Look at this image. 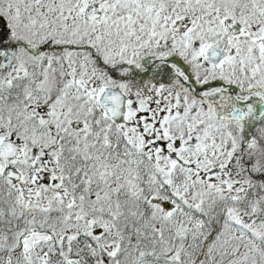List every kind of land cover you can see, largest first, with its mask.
<instances>
[{
	"label": "snow or ice",
	"instance_id": "1",
	"mask_svg": "<svg viewBox=\"0 0 264 264\" xmlns=\"http://www.w3.org/2000/svg\"><path fill=\"white\" fill-rule=\"evenodd\" d=\"M0 264H264V0H0Z\"/></svg>",
	"mask_w": 264,
	"mask_h": 264
}]
</instances>
